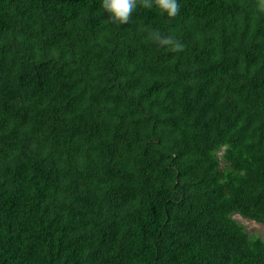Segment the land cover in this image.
Here are the masks:
<instances>
[{
  "label": "trees",
  "instance_id": "16d2710c",
  "mask_svg": "<svg viewBox=\"0 0 264 264\" xmlns=\"http://www.w3.org/2000/svg\"><path fill=\"white\" fill-rule=\"evenodd\" d=\"M179 3L0 0V264H264V13Z\"/></svg>",
  "mask_w": 264,
  "mask_h": 264
},
{
  "label": "clouds",
  "instance_id": "9594fccd",
  "mask_svg": "<svg viewBox=\"0 0 264 264\" xmlns=\"http://www.w3.org/2000/svg\"><path fill=\"white\" fill-rule=\"evenodd\" d=\"M101 9L109 14V19L119 26L128 24L133 12L142 7L155 10L167 18H175L180 12L179 0H101ZM257 8L264 13V0H257ZM150 39L159 47L173 52H180L184 45L172 36H165L159 32H152Z\"/></svg>",
  "mask_w": 264,
  "mask_h": 264
},
{
  "label": "rangeland",
  "instance_id": "374dc122",
  "mask_svg": "<svg viewBox=\"0 0 264 264\" xmlns=\"http://www.w3.org/2000/svg\"><path fill=\"white\" fill-rule=\"evenodd\" d=\"M234 218H236L239 222H241L243 225H245L247 231L251 235L259 236L262 239H264V224L262 223H257L253 220L246 219L239 214H235Z\"/></svg>",
  "mask_w": 264,
  "mask_h": 264
}]
</instances>
